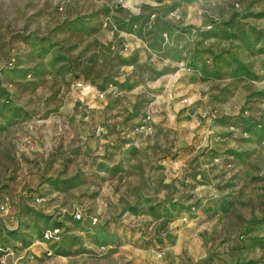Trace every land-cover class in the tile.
Masks as SVG:
<instances>
[{
	"label": "rangeland",
	"instance_id": "1",
	"mask_svg": "<svg viewBox=\"0 0 264 264\" xmlns=\"http://www.w3.org/2000/svg\"><path fill=\"white\" fill-rule=\"evenodd\" d=\"M0 264H264V0H0Z\"/></svg>",
	"mask_w": 264,
	"mask_h": 264
}]
</instances>
